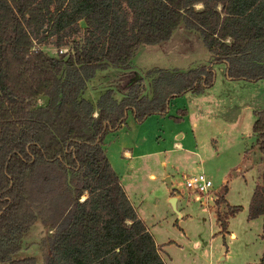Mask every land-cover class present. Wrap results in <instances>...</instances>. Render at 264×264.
<instances>
[{"label":"trees","instance_id":"obj_1","mask_svg":"<svg viewBox=\"0 0 264 264\" xmlns=\"http://www.w3.org/2000/svg\"><path fill=\"white\" fill-rule=\"evenodd\" d=\"M180 25L198 31L208 64L151 69L148 94L137 77L120 98L81 96L95 70L127 66L140 45ZM222 64L227 80L264 79V0H0V264H35L15 257L35 222L47 232L42 264H165L103 138L128 113L139 124L166 115L173 98L203 93ZM254 115L264 158V109ZM253 188L246 217L264 224V168Z\"/></svg>","mask_w":264,"mask_h":264},{"label":"rangeland","instance_id":"obj_2","mask_svg":"<svg viewBox=\"0 0 264 264\" xmlns=\"http://www.w3.org/2000/svg\"><path fill=\"white\" fill-rule=\"evenodd\" d=\"M195 6L200 8L199 5ZM44 50L54 55V48L47 46ZM209 61L210 54L202 45L198 31L180 25L167 40L140 45L127 66H106L95 70L81 96L94 105L102 92L111 89L114 97L120 98L137 77L141 78L144 92L148 94L149 70L164 68L185 71ZM212 69L215 73L212 87L203 93H184L169 104L170 117L159 116L161 120L157 125H153L152 119L145 124H149V127H142L148 135L144 144L135 147L129 139L125 140L127 147L144 152L152 146L168 149L164 156L161 153L163 160L167 161L164 169L154 162L156 156L134 159L125 182L130 184L129 195L136 210L162 245L161 254L166 264H259L263 250V234L259 236L262 224L258 221L260 218L247 219L246 213L253 187L258 183L264 165L260 164L259 170L253 172L244 168L248 166V159L255 160L260 156L255 148L251 125L256 118L254 112L264 109V79L254 83L231 81L223 76L224 65H213ZM41 101L44 99L38 102ZM174 103L177 108L186 109V122L172 118L176 115ZM196 119L203 124L201 136L194 131L198 143L195 145L192 141L190 147H195L196 153L169 150L172 141L176 140L172 134L178 135L182 131L190 138L187 123L191 124ZM136 129L137 132L140 130L138 126ZM132 130V126L124 129L123 136H133ZM117 140L116 136L106 135V146L109 144L111 149ZM148 172H153L156 179H149ZM164 172L174 182L173 191L179 193L176 210L183 213L180 217L168 202L166 191L171 189L166 186V181L162 182ZM199 172L211 180L216 194L215 207L212 203L202 211L200 205L185 194L183 187L176 186L183 175ZM229 232H234L236 237L228 238ZM46 234L39 222L33 223L22 235L21 248L15 257L31 255L35 264H42L39 244ZM193 242H197V245H193Z\"/></svg>","mask_w":264,"mask_h":264},{"label":"crops","instance_id":"obj_3","mask_svg":"<svg viewBox=\"0 0 264 264\" xmlns=\"http://www.w3.org/2000/svg\"><path fill=\"white\" fill-rule=\"evenodd\" d=\"M222 65H224V64H222ZM222 65H216V66H222ZM224 68H225V65H224ZM242 82L243 83H247V82H245L243 80H242ZM181 96H179V97H181ZM179 97L171 99L169 104L172 103V101L174 102V99H178ZM173 108H175L176 115H173L172 118L173 117H177L176 121H180V122H184L185 121L186 122L187 121L186 120V113H187L186 109L185 108H180V107L177 108V105L175 103H174V107ZM169 109L170 108H169V105H168V110H167V114H166L167 116H169L168 115L169 114ZM178 110H183L184 111V115L177 114ZM160 118L161 117H159V115H150L143 122L137 124V123L134 122L131 114L127 115V118H126V121H125V125L123 127H121L120 129H118V130H116L114 132H110V133L106 134V135L109 134L110 137L112 135L118 137V140L116 141L117 144L114 143V145L111 146V149H109V147H108L109 144H108V146H106V135L103 138V148L105 150V154H106L107 159H108V161L110 163V166L113 169V171L116 173V175L118 176L120 185L122 186V189H123L125 195L127 196L128 200L130 201L131 205L135 209L137 216L144 223L145 227L147 228L148 232L151 235H152V232H150V229L147 226L146 220H144L143 216H141L139 214L138 210H136V207L134 205L133 199L129 195V190L128 189L130 187V184L128 182H125V178H126V175H129V173H130L129 169H130V167L132 165V160L140 159V158H143L145 156H156L154 162H158L159 165L164 169L166 167V165H167V161L163 160V158L161 157V153L163 152L162 156H164L165 155L164 152H166V150H168V149L161 150V149H157V148H152L153 147L152 146L150 150H147L146 152H144L143 150L132 149L130 146L127 147L126 146L127 144H126L125 140L129 139L130 140V144L132 143L135 147H137L138 145L144 144V142L147 141L148 135L143 130L146 127H149V124L148 125H145V124H147L150 120L153 119V121H152V123H154L153 125H157V122L161 120ZM188 123H187L188 129L191 131L190 138H187V136L182 131H179L180 133L178 135H175L176 133L172 134L173 135L172 137H175L176 140L172 141L171 148L169 150L174 149V150H176V152H182V153H186V154H193L194 152L196 153L195 147L194 148L193 147L190 148V147L192 145V141H194L195 145L198 143V140H196V138H197V136H201L202 135L203 124H202L201 120H199V119H196V120L192 121L191 124H188ZM130 126H132V128H133L132 131L134 132V135L133 136L129 135V137L123 136V130L124 129L126 130V128H128ZM136 126H138L139 129L144 127V126H145V128H142V129H140L137 132ZM190 127H192L193 129H190ZM156 129H158V128H156ZM151 130H154V129H151ZM194 131L197 132V136L195 135ZM182 141H183V143H182ZM109 142H110V139H109ZM126 155H128V156H126ZM189 164H191V162L187 163V165H189ZM260 164L264 165V158H262L261 156H258L255 160L248 159V166L245 167L244 170H248L249 169L252 172L255 171V170L258 171L259 170L258 166ZM261 171H262V169L260 170V172ZM147 176L151 180H155L156 177H157L153 172H148ZM161 178H162V182L166 181V178L168 179L169 183L166 181V183H167L166 186L169 187L171 190L169 191L167 189V191H166L168 193L167 194V198L169 199V197L175 196L176 197L175 207H176V204H177L179 196L173 191V189H174V188H172L173 184H174L173 180H171L170 175L167 174L166 172H164L161 175ZM83 197H84V195L81 198H83ZM201 211H202V209H201ZM178 213H179L178 217H180L183 214L179 210H178ZM246 215H247V213H246ZM258 221L261 222V224H262V231H261L259 236H261L263 234V237H264V224L262 223V219L261 218ZM152 236H153L155 244L157 245L158 253H159L160 257L162 258V260L164 261L163 255L161 254V246L162 245L158 243V241L154 237V235H152ZM227 236L230 239L236 237L234 232L227 233ZM261 244H262V247H263L264 243L261 242ZM193 245H197V242H193ZM261 255H262V253H261ZM261 260H262V262L259 263V264H264V257L263 258L261 257ZM164 263H165V261H164Z\"/></svg>","mask_w":264,"mask_h":264},{"label":"built area","instance_id":"obj_4","mask_svg":"<svg viewBox=\"0 0 264 264\" xmlns=\"http://www.w3.org/2000/svg\"><path fill=\"white\" fill-rule=\"evenodd\" d=\"M61 51H65V49H61ZM176 186L183 187L185 194L194 202H197L202 210H205L210 204L215 202L216 194L212 189L211 180L202 172L188 176L183 175ZM175 193L179 196V193ZM213 207H215V203Z\"/></svg>","mask_w":264,"mask_h":264},{"label":"water","instance_id":"obj_5","mask_svg":"<svg viewBox=\"0 0 264 264\" xmlns=\"http://www.w3.org/2000/svg\"><path fill=\"white\" fill-rule=\"evenodd\" d=\"M166 181L169 183L168 179L166 178ZM175 201H176V197L175 196H171L169 197L168 199V202L170 204V207L171 209L178 215V211L176 210V207H175Z\"/></svg>","mask_w":264,"mask_h":264},{"label":"bare ground","instance_id":"obj_6","mask_svg":"<svg viewBox=\"0 0 264 264\" xmlns=\"http://www.w3.org/2000/svg\"><path fill=\"white\" fill-rule=\"evenodd\" d=\"M126 156H128V155H126Z\"/></svg>","mask_w":264,"mask_h":264}]
</instances>
